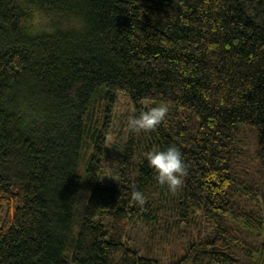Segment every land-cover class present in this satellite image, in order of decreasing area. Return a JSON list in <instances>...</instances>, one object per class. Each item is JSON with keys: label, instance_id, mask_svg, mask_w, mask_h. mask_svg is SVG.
Instances as JSON below:
<instances>
[{"label": "trees", "instance_id": "1", "mask_svg": "<svg viewBox=\"0 0 264 264\" xmlns=\"http://www.w3.org/2000/svg\"><path fill=\"white\" fill-rule=\"evenodd\" d=\"M118 93L168 106L138 151ZM0 264H264V0H0Z\"/></svg>", "mask_w": 264, "mask_h": 264}, {"label": "clouds", "instance_id": "2", "mask_svg": "<svg viewBox=\"0 0 264 264\" xmlns=\"http://www.w3.org/2000/svg\"><path fill=\"white\" fill-rule=\"evenodd\" d=\"M168 112L166 104L154 106L139 115L129 117L127 127L132 132L150 131L155 129ZM149 166L155 171L157 182L161 186L175 192L182 184V177L186 174L185 164L181 152L175 145L162 150H152L146 156ZM132 198L139 205H144L145 196L140 191H134Z\"/></svg>", "mask_w": 264, "mask_h": 264}, {"label": "rangeland", "instance_id": "3", "mask_svg": "<svg viewBox=\"0 0 264 264\" xmlns=\"http://www.w3.org/2000/svg\"><path fill=\"white\" fill-rule=\"evenodd\" d=\"M35 24L40 26L41 22L36 18ZM161 103L145 101L141 109L135 107L129 96L125 93H118L117 100L109 114L105 113V120L103 124L107 125V136L106 140L108 144L116 146L120 149H124L126 146L132 148L133 151H138L139 147L144 144V137L148 133L145 131L132 132L127 127V121L129 117L133 115H139L154 106ZM169 111V109H168ZM148 135V134H147ZM90 139L85 135L84 148Z\"/></svg>", "mask_w": 264, "mask_h": 264}]
</instances>
